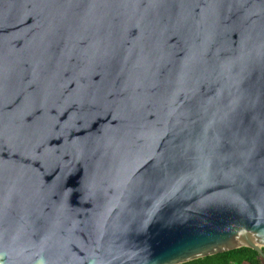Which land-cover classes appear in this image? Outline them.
<instances>
[{
    "label": "water",
    "instance_id": "95a60500",
    "mask_svg": "<svg viewBox=\"0 0 264 264\" xmlns=\"http://www.w3.org/2000/svg\"><path fill=\"white\" fill-rule=\"evenodd\" d=\"M264 259V0H0V264Z\"/></svg>",
    "mask_w": 264,
    "mask_h": 264
},
{
    "label": "trees",
    "instance_id": "16d2710c",
    "mask_svg": "<svg viewBox=\"0 0 264 264\" xmlns=\"http://www.w3.org/2000/svg\"><path fill=\"white\" fill-rule=\"evenodd\" d=\"M190 264H264V259L254 250L242 247L229 252L197 259Z\"/></svg>",
    "mask_w": 264,
    "mask_h": 264
}]
</instances>
